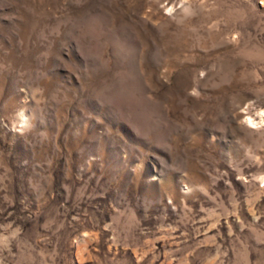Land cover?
<instances>
[{
    "label": "rangeland",
    "instance_id": "374dc122",
    "mask_svg": "<svg viewBox=\"0 0 264 264\" xmlns=\"http://www.w3.org/2000/svg\"><path fill=\"white\" fill-rule=\"evenodd\" d=\"M0 264H264V0H0Z\"/></svg>",
    "mask_w": 264,
    "mask_h": 264
}]
</instances>
